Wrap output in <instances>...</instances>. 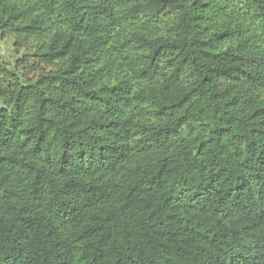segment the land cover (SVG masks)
<instances>
[{
	"label": "trees",
	"instance_id": "obj_1",
	"mask_svg": "<svg viewBox=\"0 0 264 264\" xmlns=\"http://www.w3.org/2000/svg\"><path fill=\"white\" fill-rule=\"evenodd\" d=\"M0 36V264H264V0H0Z\"/></svg>",
	"mask_w": 264,
	"mask_h": 264
},
{
	"label": "rangeland",
	"instance_id": "obj_2",
	"mask_svg": "<svg viewBox=\"0 0 264 264\" xmlns=\"http://www.w3.org/2000/svg\"><path fill=\"white\" fill-rule=\"evenodd\" d=\"M154 29L158 30L164 35L169 34L170 31V22L160 23L153 26ZM14 49V39L13 38H5L2 39L0 36V64L3 66H8L9 68H14L17 58L19 55H16L13 51ZM0 105L1 100H0Z\"/></svg>",
	"mask_w": 264,
	"mask_h": 264
}]
</instances>
